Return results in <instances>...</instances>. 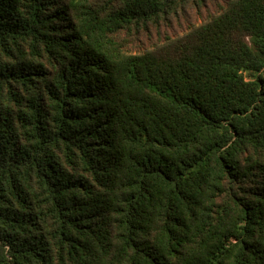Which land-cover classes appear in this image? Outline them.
<instances>
[{
    "label": "trees",
    "instance_id": "1",
    "mask_svg": "<svg viewBox=\"0 0 264 264\" xmlns=\"http://www.w3.org/2000/svg\"><path fill=\"white\" fill-rule=\"evenodd\" d=\"M207 1L0 0V264H264V0L131 49Z\"/></svg>",
    "mask_w": 264,
    "mask_h": 264
},
{
    "label": "rangeland",
    "instance_id": "2",
    "mask_svg": "<svg viewBox=\"0 0 264 264\" xmlns=\"http://www.w3.org/2000/svg\"><path fill=\"white\" fill-rule=\"evenodd\" d=\"M231 0H208L202 8L188 7L167 26L159 31H153L134 44L131 49L134 52L153 50L166 43L167 38H180L191 31L192 28L201 26L219 15L227 8Z\"/></svg>",
    "mask_w": 264,
    "mask_h": 264
}]
</instances>
